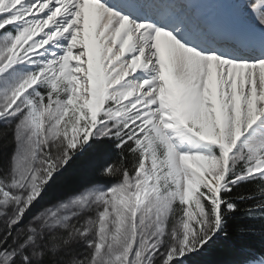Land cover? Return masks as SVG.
Segmentation results:
<instances>
[{"label":"snow or ice","instance_id":"6c2138e0","mask_svg":"<svg viewBox=\"0 0 264 264\" xmlns=\"http://www.w3.org/2000/svg\"><path fill=\"white\" fill-rule=\"evenodd\" d=\"M0 125V264H187L264 220V0H0Z\"/></svg>","mask_w":264,"mask_h":264},{"label":"trees","instance_id":"16d2710c","mask_svg":"<svg viewBox=\"0 0 264 264\" xmlns=\"http://www.w3.org/2000/svg\"><path fill=\"white\" fill-rule=\"evenodd\" d=\"M0 132H3V125H0ZM7 139H11V131ZM3 143L4 140L0 139V145ZM6 151L10 152L11 148ZM112 158H115V153L112 154ZM87 161L86 156L71 164L61 180L49 189L43 203H52L70 189L97 180L94 167ZM251 204L253 201L249 200L247 204H241L240 208L245 209ZM39 207L40 205H37V208ZM241 228L247 231L240 234L238 230ZM227 233V236L221 235L214 243L206 246L200 254L190 256L187 264H248L249 261L256 260L259 254L264 253V220L247 218L244 211H241L229 221Z\"/></svg>","mask_w":264,"mask_h":264}]
</instances>
